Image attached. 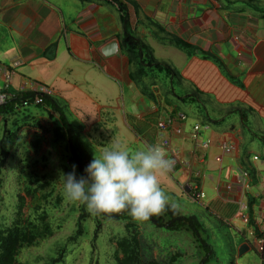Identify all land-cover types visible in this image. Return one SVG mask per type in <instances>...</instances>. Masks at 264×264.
Instances as JSON below:
<instances>
[{"label":"crops","instance_id":"obj_1","mask_svg":"<svg viewBox=\"0 0 264 264\" xmlns=\"http://www.w3.org/2000/svg\"><path fill=\"white\" fill-rule=\"evenodd\" d=\"M122 1L129 15L128 31L145 46L144 57L174 71L181 69L177 74L188 81L201 62L235 86L243 87L240 77L264 78V0ZM111 42L117 46L112 54L105 49ZM137 64L123 44L120 12L113 0H0V83L9 73L8 94L45 92L66 111L73 129L85 132L107 125L131 126L137 133L139 124L143 132L152 126L154 137L158 120L171 111H184L188 119L183 132L171 137L184 164L169 175L175 182L187 179L188 164L195 168L193 173H200L204 165L199 188L204 189L206 202L222 211L227 208L229 216L223 218L237 226L242 243L253 228L264 234V175L256 173L250 184L234 173L241 165L254 176L251 168L260 160L243 151L241 127L235 123L214 129L206 122L200 139L209 138L211 143L196 149L189 133L200 119L176 104L144 103L147 97L135 85ZM229 144L233 148L224 151ZM251 201L253 224L239 216L240 202ZM258 259L262 262L259 254Z\"/></svg>","mask_w":264,"mask_h":264},{"label":"rangeland","instance_id":"obj_2","mask_svg":"<svg viewBox=\"0 0 264 264\" xmlns=\"http://www.w3.org/2000/svg\"><path fill=\"white\" fill-rule=\"evenodd\" d=\"M131 53L138 60L135 51ZM148 58L152 59L145 57ZM137 67L140 71L135 85L147 97L144 103L176 104L193 113L201 124L208 122L214 129L228 124L233 127L236 123L245 135L243 151L248 150L249 156L260 160L251 168L254 176L248 167L241 165L234 173L239 175L238 180L248 179L250 184L254 183L256 173L264 175V78L251 76L245 81L240 77L241 87L233 85L229 79L224 80L221 73L217 74L203 62L195 68L190 81L177 74L181 69L169 75L150 66L137 64ZM127 119L132 123L129 117ZM138 125L137 133L131 126L132 130L102 125L93 132L75 127V137L87 165L94 154L98 156L112 142L118 141L130 150L156 144L153 127L143 132ZM5 133H16V139L4 166L0 167V223L12 220L21 195L24 199L22 216L38 226L50 225L49 233L35 244L20 249L16 257L20 264H51L52 260V264H117V241L128 238L129 233L138 239L144 260L160 264H197L202 251L187 228L168 231L131 216L125 220H108L90 211L85 204L65 198L60 176L71 172L72 164L68 161L69 151L56 112L44 106L29 105L0 114V155L1 146L8 145L3 139ZM162 151L168 157L166 150ZM203 166L197 176L199 182L203 179ZM159 181L170 198L160 215L164 219L176 215L194 216L202 226V237L215 252L209 264H236L237 259L239 264H262L250 235L244 237L245 242L251 244L250 250L236 258L242 237L235 230L237 226L223 218L229 216L227 208L222 211L220 206L207 203L206 194L203 198H193L186 192L189 179L175 182L166 173L159 176ZM224 203L229 205V202Z\"/></svg>","mask_w":264,"mask_h":264},{"label":"trees","instance_id":"obj_3","mask_svg":"<svg viewBox=\"0 0 264 264\" xmlns=\"http://www.w3.org/2000/svg\"><path fill=\"white\" fill-rule=\"evenodd\" d=\"M120 12V20L123 26V44L127 46L130 52L135 51L138 57V63L150 66L160 71H165L167 74H172L173 70L170 66L164 63H160L153 59H145L143 49L145 46L134 37L129 31V15L127 7L122 0H113ZM181 45V44H179ZM182 46V45H181ZM186 47V45H184ZM188 47V46H187ZM147 57H150L147 55ZM151 58V57H150ZM36 95H40L42 102L40 106L49 108L53 112L57 113V118L60 123L62 135L66 141L67 149L69 151L68 161L70 164L76 165V171L79 176L86 175L84 169L87 167L86 158L83 156L81 146L75 137V131L71 123L66 118L63 108L57 103V101L45 92H20L15 95L6 97L3 102L0 103V114L13 111L15 108L22 106L23 101L31 103ZM3 139L8 142L7 146H1L0 155V167L4 166L8 154L15 143L16 133H5ZM24 199L21 195L18 196V203L16 206V213L11 221L0 223V264H20L17 260V255L25 246L35 244L45 234L50 232V225L45 223L42 226H38L22 216ZM248 202V214L249 224H253L251 217V211ZM101 218L118 221L129 218L127 211L111 214H97ZM147 222L156 228H162L168 231H178L182 228H187L201 249L202 254L197 264H209L214 256V249L204 237L201 235V224L198 220L191 215H176L167 219H164L160 214L151 216ZM99 227V223H97ZM130 227V224H127ZM81 230L79 229V233ZM253 232L256 235L259 234L256 228H253ZM116 261L117 264H160L155 260H144L142 258L141 247L138 239L132 233H129L128 238H123L117 241L116 246ZM53 262V260H52ZM51 262V264H52Z\"/></svg>","mask_w":264,"mask_h":264},{"label":"clouds","instance_id":"obj_4","mask_svg":"<svg viewBox=\"0 0 264 264\" xmlns=\"http://www.w3.org/2000/svg\"><path fill=\"white\" fill-rule=\"evenodd\" d=\"M174 165L175 161L167 158L159 145H144L130 150L116 141L98 156L94 154L84 169L86 175L78 177L73 164L72 171L61 173L60 178L63 180L64 196L69 201L85 204L97 214L127 211L134 219L147 221L163 212L169 203L170 198L161 188L159 176L170 173ZM198 178L194 180L198 190H201ZM186 192L192 196V186L187 185ZM250 236L262 237L254 232ZM245 244L250 250L249 241ZM255 250L264 264L262 253Z\"/></svg>","mask_w":264,"mask_h":264},{"label":"built area","instance_id":"obj_5","mask_svg":"<svg viewBox=\"0 0 264 264\" xmlns=\"http://www.w3.org/2000/svg\"><path fill=\"white\" fill-rule=\"evenodd\" d=\"M10 75L9 73L6 74L4 78V82L0 83V103L4 101L6 97L11 96L8 94L5 90L9 85ZM42 92V91H39ZM42 102L41 96L36 95L31 103H28L27 101L22 102V106H29V105H39ZM188 115L184 111H171L169 112L164 118L160 119L156 123V144L159 145L162 149H165L167 152V155L169 159H172L175 161V165L173 170L181 165L184 164V160L181 155V151L178 147H175L171 143V137L172 135H180L183 132V125L187 121ZM207 127V125L200 124L198 122H194L191 125L190 128V139L194 142V147L196 149H205L210 143L211 139H200L202 130ZM233 148V145H224V151L229 152ZM204 154L202 156H199V161L203 162ZM257 158V156H255ZM198 160V158H197ZM189 168H191L188 171L189 174V183L188 185L192 186L193 192L192 196L195 198H201L204 196L203 191L198 190L196 181L193 180V178H197L199 175V172L193 173L191 170H195L194 167H191L190 164H188ZM172 170V171H173ZM247 204L240 202V210H239V216L240 218L245 222L248 223V214L245 213V210L247 209ZM253 243L255 245V248L262 253L264 257V237L262 236H254L253 237Z\"/></svg>","mask_w":264,"mask_h":264},{"label":"water","instance_id":"obj_6","mask_svg":"<svg viewBox=\"0 0 264 264\" xmlns=\"http://www.w3.org/2000/svg\"><path fill=\"white\" fill-rule=\"evenodd\" d=\"M116 48H117L116 43L115 42H111L109 45L106 46L105 49H107V52L112 54ZM105 49H104V51H105ZM247 250H248L247 244L243 243L238 248V254L241 255L242 253H244Z\"/></svg>","mask_w":264,"mask_h":264}]
</instances>
